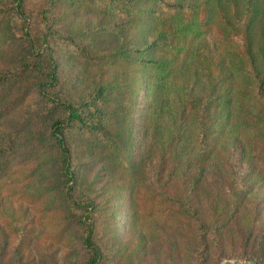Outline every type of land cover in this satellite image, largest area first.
I'll use <instances>...</instances> for the list:
<instances>
[{"label": "trees", "instance_id": "16d2710c", "mask_svg": "<svg viewBox=\"0 0 264 264\" xmlns=\"http://www.w3.org/2000/svg\"><path fill=\"white\" fill-rule=\"evenodd\" d=\"M154 1L157 2L154 8H141L138 5L146 3L145 0H88L95 7L88 10L95 14L122 13L129 18L116 26L106 24L82 33L111 34L117 25L129 24L140 34L151 37L141 48L130 49L139 54L137 58L127 59L132 66L146 67L144 132L149 153L157 157L158 169H167V176L188 179L190 186L199 183L204 187L207 170L219 167L223 171L229 168L226 159L231 156L240 159L241 149L236 147L240 143L248 158L264 170V74H258L244 47L234 49L227 43H218L217 58L209 53L202 28L206 23L198 17L195 0ZM66 2L49 0L39 31L29 26L22 0H7L5 7H0V43L4 46L1 45L0 60L5 58L10 66L0 70V178L19 157L18 151L24 152L26 158L33 157L31 163L36 161L27 177L32 181L48 177L49 183L43 187L50 203L58 208L66 226L71 224L78 229L77 242L84 252L81 264H110L106 247L95 239V202L92 197L81 195L77 187L80 162L74 161L68 133L81 131L89 135L91 144L85 143L83 148L86 155L93 153V148L107 147L112 160L118 159L122 165L127 156L100 118L97 102L103 87L73 100L60 91L59 63L61 58L64 62L68 57L59 53L56 39L89 63L95 59L90 44L80 43L82 36L61 35L48 19L58 4ZM117 51L113 53L120 56L117 61L128 65V61H122L123 52ZM96 58L109 60L105 62L107 65L114 62L102 56ZM29 96L33 99L28 117L17 124L9 115ZM234 148L239 150L235 156ZM229 176V183H221L224 177L216 176L221 189L214 196L213 219L228 208L236 210L251 193L250 185H245L240 175L234 178L229 173ZM149 189L141 181L130 185L129 194L134 198L127 222L133 226L141 219L154 218V213H145L147 207L142 209L145 200H150L151 206L158 203L163 209L171 208L170 217L173 214L176 200L165 193L162 197L154 195ZM146 193L151 194L148 199L143 197ZM155 196L160 197L157 202L153 201ZM160 211L157 209L156 213ZM174 215L183 220L189 217L186 209ZM194 237L203 241L204 235L198 233L189 239ZM184 250L189 255L195 252L201 260L206 248L191 242ZM246 260L261 264L255 257Z\"/></svg>", "mask_w": 264, "mask_h": 264}, {"label": "rangeland", "instance_id": "374dc122", "mask_svg": "<svg viewBox=\"0 0 264 264\" xmlns=\"http://www.w3.org/2000/svg\"><path fill=\"white\" fill-rule=\"evenodd\" d=\"M164 1L183 3L187 0ZM195 1L198 17L206 23L202 28L209 53L217 58L218 43H227L234 49L244 47L252 56L258 74H264V0ZM145 2L138 7L154 8L157 5L154 0ZM5 4L7 0H0V7ZM22 5L29 26L33 31H39L49 0H22ZM88 8L95 9L88 0H68L58 4L48 14V19L61 35L82 36L80 43H89L90 53L95 57L91 64L69 52L56 39L59 53L68 57L64 62L61 58L59 63L61 93L73 100L103 87L102 97L97 102L100 118L127 156L122 165L118 159L112 160L107 147L93 148V153L86 155L83 148L85 143L91 144L89 135L81 131L68 133L74 161L80 162L77 187L81 195L90 196L95 202V239L106 247L109 263L221 264L255 257L264 264V170L248 158L240 143L236 145L241 149L240 159L235 160L232 156L226 159L225 165L229 168L225 167L223 171L219 167L207 170L204 187L199 183L190 186L188 179L167 176V169L159 170L157 157L149 153V141L144 132L146 120L142 105L145 103L146 67L132 66L127 59L137 58L139 54L130 49L141 48L151 37L140 34L129 24L117 25L111 34L82 33L106 24L116 26L129 18L122 13L102 16ZM1 45L0 51L3 50ZM120 50L124 57L122 61L125 59L128 65L123 66L119 62L120 56L113 54ZM99 56L114 62L107 65L105 62L109 60L96 58ZM4 60H0V70L10 67ZM32 99L29 96L9 115L15 123L26 121ZM237 148H234V156L239 151ZM17 153L19 157L14 161L19 162L13 161L6 175L0 178V264H81L84 252L77 242L78 229L71 224L66 226L58 208L50 203L49 194L43 187L49 183L48 177L38 181L27 177L36 160L32 164L30 159L33 157L26 158L24 152ZM229 173L234 178L240 175L244 184L250 185L251 193L236 210L224 209L226 212L213 219L214 198L221 189L218 177H224L220 179L221 183H229ZM135 181L149 185L154 195L162 197L165 193L173 197L176 202L172 216L171 208L163 209L158 203L151 206L150 200H145L146 206L142 209L147 207L145 213H154V218L141 219L134 226L128 223L134 198L129 194V188ZM149 196L151 194L143 195L144 199ZM157 196L153 197L154 202L160 199ZM157 209L162 211L156 213ZM183 209L188 210L189 215L185 220L174 215ZM198 233H203V241L195 237L189 239ZM191 242L205 246L203 259L199 260L195 252L189 255L184 250Z\"/></svg>", "mask_w": 264, "mask_h": 264}, {"label": "water", "instance_id": "95a60500", "mask_svg": "<svg viewBox=\"0 0 264 264\" xmlns=\"http://www.w3.org/2000/svg\"><path fill=\"white\" fill-rule=\"evenodd\" d=\"M221 264H257V263L255 261L231 260V261H224Z\"/></svg>", "mask_w": 264, "mask_h": 264}]
</instances>
